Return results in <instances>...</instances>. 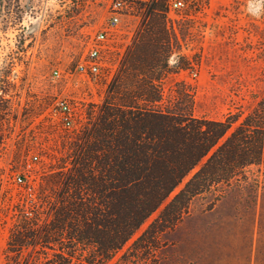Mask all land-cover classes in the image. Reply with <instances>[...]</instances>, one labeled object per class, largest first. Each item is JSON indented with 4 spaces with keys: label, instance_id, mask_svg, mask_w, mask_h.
Returning <instances> with one entry per match:
<instances>
[{
    "label": "rangeland",
    "instance_id": "obj_1",
    "mask_svg": "<svg viewBox=\"0 0 264 264\" xmlns=\"http://www.w3.org/2000/svg\"><path fill=\"white\" fill-rule=\"evenodd\" d=\"M171 1L124 0L107 74L95 78L76 67L89 36L114 11V0H0V77L13 65L12 86L0 102V181L7 194L0 264H13L5 249L17 205L37 203L41 188L53 205L67 181L81 179L77 156L105 108L126 102L146 107L143 100L156 98L162 88L163 105L177 119L234 121L221 144L264 98V0H181L169 12ZM176 57L179 63L168 67ZM60 100L77 104L80 119L70 132L55 115ZM203 162L108 264L119 260ZM78 194L97 202L94 195ZM66 198L80 202L73 189ZM38 205L44 217L51 216L47 205ZM161 239L168 243L150 254L138 252L130 264H264V159L195 196ZM30 251H23L24 259ZM91 251L77 250L75 257Z\"/></svg>",
    "mask_w": 264,
    "mask_h": 264
},
{
    "label": "trees",
    "instance_id": "obj_2",
    "mask_svg": "<svg viewBox=\"0 0 264 264\" xmlns=\"http://www.w3.org/2000/svg\"><path fill=\"white\" fill-rule=\"evenodd\" d=\"M12 67L11 63L0 77V102L12 86ZM157 90L156 98L143 100L146 107L126 102L114 110L105 108L98 129L77 156L81 179L67 181L53 205L43 198L46 188L37 193L38 202L51 209V216H43L38 202L17 205L5 249L7 261L12 255L13 264H108L205 160L115 263L130 264L138 252L150 254L162 241L168 243L161 233L176 227L195 196L227 184L241 169L264 159V98L219 144L234 121L177 119L163 105V89ZM3 119L0 115V144ZM71 189L80 202L68 201ZM79 192L96 196L97 202L82 200ZM6 202L0 181L1 213ZM90 247L89 256L75 257L77 250ZM30 249L24 259L23 251Z\"/></svg>",
    "mask_w": 264,
    "mask_h": 264
},
{
    "label": "built area",
    "instance_id": "obj_3",
    "mask_svg": "<svg viewBox=\"0 0 264 264\" xmlns=\"http://www.w3.org/2000/svg\"><path fill=\"white\" fill-rule=\"evenodd\" d=\"M181 5V0H172L168 6L169 12L180 8ZM123 6L124 0H114V11L108 21L102 29L95 31L89 36L84 55L76 67V71L79 74L95 78H100L107 74L109 59L114 49V39L119 30V12ZM54 74H58V72L54 71ZM54 111L59 123L69 132L75 128L77 119H80L77 104L69 100L58 101ZM36 158V156H33V159Z\"/></svg>",
    "mask_w": 264,
    "mask_h": 264
},
{
    "label": "clouds",
    "instance_id": "obj_4",
    "mask_svg": "<svg viewBox=\"0 0 264 264\" xmlns=\"http://www.w3.org/2000/svg\"><path fill=\"white\" fill-rule=\"evenodd\" d=\"M175 56V54H173ZM179 63V58L176 57L175 59L173 58H170L168 60V67L172 68V67H175L177 64Z\"/></svg>",
    "mask_w": 264,
    "mask_h": 264
}]
</instances>
